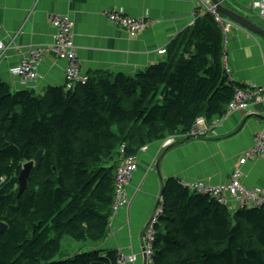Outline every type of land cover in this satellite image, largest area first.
<instances>
[{"label": "trees", "instance_id": "16d2710c", "mask_svg": "<svg viewBox=\"0 0 264 264\" xmlns=\"http://www.w3.org/2000/svg\"><path fill=\"white\" fill-rule=\"evenodd\" d=\"M196 17L165 61L133 75L98 72L43 95L0 79V264H120L116 251L70 256L61 242L104 241L121 161L186 137L198 117H222L235 89L246 88L226 73L219 25ZM40 150L18 197L22 166ZM163 196L152 264H264V208L232 212L175 179Z\"/></svg>", "mask_w": 264, "mask_h": 264}, {"label": "crops", "instance_id": "0c3cea01", "mask_svg": "<svg viewBox=\"0 0 264 264\" xmlns=\"http://www.w3.org/2000/svg\"><path fill=\"white\" fill-rule=\"evenodd\" d=\"M221 5L264 30V20L252 10L253 0H217ZM121 11L133 18H149L152 24L134 38L111 24L107 14ZM254 12V19L247 15ZM198 10L193 0H0V79L12 91L30 90L43 95L48 87H64L63 60L46 56L37 67L35 82L23 86L14 76L21 57L29 48L50 44L55 30L50 15L68 16L73 22V42L84 74L98 72L133 75L166 60L173 44L189 29ZM235 23V22H234ZM238 25V24H237ZM227 33L226 63L234 82L247 88L264 87V38L238 25ZM180 47V46H179ZM166 50L160 54L159 51ZM247 112H233L214 126L206 122L199 138L172 135L174 144L154 142L136 155L137 170L126 188L129 206L111 218L109 233L99 243L66 244L70 256L97 250L116 251L132 263L149 264L142 255L143 228L169 179L219 186L228 182L242 153L252 146L253 137L264 125V100ZM182 141V142H179ZM176 144V145H175ZM241 183L248 189L264 190V162L248 160L241 167ZM229 200L228 209L237 208Z\"/></svg>", "mask_w": 264, "mask_h": 264}, {"label": "built area", "instance_id": "2783aa9c", "mask_svg": "<svg viewBox=\"0 0 264 264\" xmlns=\"http://www.w3.org/2000/svg\"><path fill=\"white\" fill-rule=\"evenodd\" d=\"M196 7L201 11L208 13L219 25L224 36V45L227 43V33L229 27L233 25L223 19L216 6L211 0H194ZM252 10L259 19L264 20V0H253ZM108 21L116 27L122 29L130 38L136 37L141 31L150 25L147 18H133L125 15L121 11H113L107 14ZM49 22L55 30L53 41L47 45L35 46L21 57V60L14 71L23 86L36 81L37 67L43 59L51 55L65 62L64 66V88L69 91L77 86L87 83L88 77L84 74L81 62L79 61L76 48L73 42V22L68 16L50 15ZM234 27H237L234 24ZM4 46L0 45V50ZM160 54L164 50L159 51ZM224 57V66L226 73L230 76V71ZM264 100V87H250L244 89H235L232 101L227 105L225 113L220 119L214 120L210 126L217 125L223 117H227L233 112H247L250 116L254 113L249 111L250 105ZM208 125L203 117H198L191 126L187 136L189 138H199L207 130ZM186 136V137H187ZM164 145L174 144L172 139H166ZM145 150L144 147L141 149ZM260 159L264 162V125L260 132L253 137L251 148L244 151L238 159L237 166L233 169L227 183L219 186H211L202 182H182L177 181L178 185L187 190L190 194L208 196L216 203L229 207V200L234 201L236 210H250L264 208V190L253 188L248 189L241 183V167L248 160ZM137 170L136 156L124 158L117 167L114 174V201L111 207L113 214H116L121 208L129 205V199L126 194V188L132 180L133 174ZM165 211V201L161 194L157 199V205L154 208L148 223L143 228L142 240L143 251L147 263L152 264L154 255V244L157 236V227ZM120 264L124 262L132 263L135 256L125 257L118 254Z\"/></svg>", "mask_w": 264, "mask_h": 264}, {"label": "water", "instance_id": "95a60500", "mask_svg": "<svg viewBox=\"0 0 264 264\" xmlns=\"http://www.w3.org/2000/svg\"><path fill=\"white\" fill-rule=\"evenodd\" d=\"M214 5L216 6L217 10L225 17L229 18L236 24L242 26L243 28L253 32L254 34L264 38V30L259 28L256 24L249 21L247 18L236 14L226 8H224L221 3L217 0H212ZM42 151H38L36 155L34 156L33 160L23 164L22 169L19 173V176L17 178V186H18V197L23 193V191L26 189V183L29 178L30 171L35 168L37 169L41 163L42 159ZM7 228L6 224L3 222H0V233L5 231ZM144 259L146 260L145 256L143 255Z\"/></svg>", "mask_w": 264, "mask_h": 264}, {"label": "rangeland", "instance_id": "374dc122", "mask_svg": "<svg viewBox=\"0 0 264 264\" xmlns=\"http://www.w3.org/2000/svg\"><path fill=\"white\" fill-rule=\"evenodd\" d=\"M194 1V0H193ZM194 3H195V1H194ZM196 5V4H195ZM254 12H249L248 13V17L250 18V19H254L255 18V16H254V14H253ZM58 59V58H57ZM231 76V75H230ZM26 87V86H25ZM129 206V205H128ZM68 242H70V240L67 238V239H65V240H63L62 242H61V245H62V247H63V249L65 250L66 249V244H68Z\"/></svg>", "mask_w": 264, "mask_h": 264}, {"label": "flooded vegetation", "instance_id": "af4514ba", "mask_svg": "<svg viewBox=\"0 0 264 264\" xmlns=\"http://www.w3.org/2000/svg\"><path fill=\"white\" fill-rule=\"evenodd\" d=\"M220 16H221L223 19H225V20H227L228 22H230V23L233 24V25H231V26L229 27V30H230L231 27H234V22H233L232 20H230L229 18L223 16L222 14H220ZM147 19L150 21V25H151V24H152V21H151L149 18H147ZM193 23H194V22L191 23L190 27L193 25ZM150 25H149V26H150ZM149 26H148V27H149ZM148 27H147V28H148ZM190 27H189V28H190ZM147 28H146V29H147ZM146 29H144L143 31H145ZM229 30H228V32H229ZM143 31H141V32H143ZM141 32H140V33H141ZM140 33H139V34H140Z\"/></svg>", "mask_w": 264, "mask_h": 264}, {"label": "clouds", "instance_id": "9594fccd", "mask_svg": "<svg viewBox=\"0 0 264 264\" xmlns=\"http://www.w3.org/2000/svg\"><path fill=\"white\" fill-rule=\"evenodd\" d=\"M212 1V0H211ZM213 3V2H212ZM214 4V3H213ZM198 9V8H197ZM198 10H200V9H198ZM219 12V11H218ZM219 14H221L220 12H219ZM236 26H237V28H239V26L236 24V23H234ZM226 45H227V43H226ZM226 45H225V49H226ZM253 116V115H252ZM188 137V136H187ZM164 197V196H163ZM164 200H165V198H164ZM228 208V207H227ZM147 261V260H146Z\"/></svg>", "mask_w": 264, "mask_h": 264}, {"label": "bare ground", "instance_id": "6f19581e", "mask_svg": "<svg viewBox=\"0 0 264 264\" xmlns=\"http://www.w3.org/2000/svg\"><path fill=\"white\" fill-rule=\"evenodd\" d=\"M1 51V50H0Z\"/></svg>", "mask_w": 264, "mask_h": 264}]
</instances>
